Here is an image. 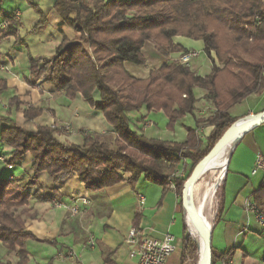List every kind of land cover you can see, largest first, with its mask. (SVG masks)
<instances>
[{"label": "trees", "instance_id": "trees-1", "mask_svg": "<svg viewBox=\"0 0 264 264\" xmlns=\"http://www.w3.org/2000/svg\"><path fill=\"white\" fill-rule=\"evenodd\" d=\"M31 6L39 16L31 27L35 31L46 22L47 14L36 4ZM50 9L77 37L72 41L62 38L52 57L29 54V74L36 77L45 73L46 81L69 97L80 93L103 113L113 139L110 142V136L92 132L80 144H64L55 138L53 127L43 125L28 131L11 115L22 110L29 120L41 110L22 106L25 103L17 95L7 99L0 117V143L11 152L3 160L4 167L18 165L29 156L31 172L23 185L13 176H0V244L16 253L15 264L26 263L25 242L35 238L25 226L27 219L36 217L28 200L52 199L38 188L30 191L38 174L45 172L56 185L76 173L85 189L97 190L129 173L130 183L141 176L162 187L172 181L180 198L194 166L238 119L230 116L228 109L249 94L264 90V0H53ZM17 22L14 12L0 11V23L5 24L0 27V38L15 34ZM176 36L202 41L211 64L208 74L200 75L170 59L150 69L144 78L126 68L125 64L145 65L142 48L146 42L163 56L186 52L174 42ZM7 88L6 80L0 78V93ZM195 88L204 91L203 98L213 109L207 116L194 118V127H186L182 141L147 137L128 116L141 108L161 110L167 117V128L173 129L185 115H193L198 101ZM94 91L99 93L98 100L93 98ZM200 125L212 126L204 139L197 135ZM180 169L185 176H174ZM258 190L263 191L264 185ZM182 236L180 264L195 249L184 222ZM232 252L233 248L220 255L212 251V264Z\"/></svg>", "mask_w": 264, "mask_h": 264}, {"label": "crops", "instance_id": "crops-1", "mask_svg": "<svg viewBox=\"0 0 264 264\" xmlns=\"http://www.w3.org/2000/svg\"><path fill=\"white\" fill-rule=\"evenodd\" d=\"M20 1L30 5L32 3L31 0ZM43 1L46 13L36 5L48 15L52 12L50 7L53 0ZM18 7L12 4V0H3L0 4L1 13L14 12L18 19L15 34L0 38V78H4L8 86L0 93V117L4 115L7 99L17 95L25 103L22 106L41 110L29 120L25 119L22 110L11 115L16 124L28 131H34L36 127L43 125L53 127L55 138L64 144H80L83 137L92 132L113 136L112 127L103 113L91 107L80 93L69 97L63 91L55 90L53 85L46 81V75L33 77L29 74L28 55L34 58L46 56L32 54L21 39L22 11ZM49 36L50 40L54 39L52 35ZM174 42L187 50L203 51L201 40L176 36ZM56 45L55 43L53 47ZM42 46L39 45L38 49ZM178 52L163 56L151 42H146L142 48L146 58L143 68L130 64L125 66L133 75L144 78L148 68L158 67L169 59L173 60ZM194 58L197 56L191 58L188 63L190 69L200 75L208 74L210 62L204 59L191 65ZM194 92L198 101L193 115H185L175 123L173 129L167 128V117L161 110L146 111L141 108L128 113V116L138 128L142 122L149 123L144 130L147 137L182 141L186 136V127H194V118L207 116L213 109L211 103L203 98L202 89L195 88ZM93 98L99 99L97 91L93 92ZM263 111L264 90L261 94H249L228 109L230 116L235 118ZM141 117H144L143 120H140ZM66 125L68 130L65 129ZM211 129L212 126H198V137L204 139ZM10 152L9 147L0 143L2 160H5ZM257 156L264 158V122L247 130L233 149L219 188L218 211H215V214H218L214 217L213 224L211 220L209 228L212 251L215 255H220L233 248L232 254L228 256L233 264H261L264 257V233L253 214L245 211V203L249 200L255 202L264 213V190L258 192L260 186L264 185V170L252 172ZM2 160L0 159V176H13L18 183L30 179L29 156H25L20 164L7 169ZM178 171H182L183 176L184 171ZM128 176L129 173H124L123 179L111 186L87 190L76 173L70 174L56 185L51 183L45 172L38 174L36 183L39 189L51 195L52 199L28 200V207L36 217L25 222L26 229L35 237L25 242L28 253L25 264H136L137 259L129 256V245L126 242L128 230L132 226L155 238H162L166 233H170L174 236L176 247L182 250L183 236L175 237L179 232V222L183 225L175 186L172 188L168 182L162 187L143 176L130 183ZM34 187L30 188L31 192L36 189ZM139 195L144 196L143 203L138 201ZM74 197L89 199L90 203L83 213L71 215L66 209L54 205L56 201L68 202ZM89 236L94 238L93 248L86 244ZM70 252L74 255H70ZM16 261V253L8 252L0 244V263L15 264ZM215 264H222L221 260L218 259Z\"/></svg>", "mask_w": 264, "mask_h": 264}, {"label": "rangeland", "instance_id": "rangeland-1", "mask_svg": "<svg viewBox=\"0 0 264 264\" xmlns=\"http://www.w3.org/2000/svg\"><path fill=\"white\" fill-rule=\"evenodd\" d=\"M9 1V0H8ZM17 1V0H16ZM31 2L37 4L43 11L44 13H46V6L43 0H31ZM12 4H14V6H19L18 8L22 11V26L20 28V37L21 39L24 40L25 44L27 45V47L29 48L30 52L32 54H37L39 56H46V57H52L54 55V47L53 45L56 43L58 44L62 38H65V40L67 41H72L74 38H76V32L69 26H67L59 17L58 15L52 11L51 13H49L47 15V19L46 22L40 26L39 28H37V30L35 31H31L30 30V26L34 25L35 22L38 19V15L33 11V8L30 4H27L26 2H21L19 0V2H14V0H12ZM30 27V28H29ZM55 39L50 40L51 36ZM39 45H43L41 49H38ZM156 49V48H155ZM179 53V52H178ZM206 60V62H210L209 58L204 54L203 51H199V55L197 56V58H194L193 61H191V65H194L197 61H201V60ZM172 60V59H170ZM161 65V64H160ZM159 65V66H160ZM158 66V67H159ZM158 67L155 68H148V71L150 69H156ZM143 68V67H142ZM148 74V72H147ZM40 75H46L45 73L39 74L36 77L40 76ZM147 76V75H146ZM145 76V77H146ZM246 120V119H245ZM243 120V121H245ZM146 122V121H145ZM145 122H142L140 128L142 129L143 132H145ZM179 135H177L178 137ZM110 139H107V141H110L113 139V136L109 137ZM183 176H185V173L183 174ZM221 176V175H220ZM219 176V177H220ZM218 177V182L216 181L215 184V192L214 195L211 199V215H210V219L212 220V224H213V219L215 216V211L217 209V201H218V193H219V188H220V179ZM17 180V179H16ZM223 180V179H222ZM37 181V180H36ZM27 182V181H26ZM26 182H19L20 185H23ZM200 182L203 183V179L200 180ZM220 183V184H219ZM33 186H35L34 188H38L37 183H35L34 185L30 186V188ZM29 188V189H30ZM180 201V207H181V211H182V217H183V222L185 224V220H186V213H185V207L184 210L182 209L183 207V203H182V196L179 198ZM181 224L179 222V226H177V228H179V232L176 233L177 235H175V237L177 236H181L182 232H181ZM208 227V225H207ZM185 228H186V235L187 237H189L191 240H193V238L191 237V235L189 234V230L185 224ZM209 229V227H208ZM264 233V232H263ZM194 244H195V249L194 252L191 254H187V256H185V261L182 264H197L198 262V246L196 245L195 241L193 240ZM258 250V249H257ZM180 252L181 249L180 247H176V250L172 253V255L170 257H168L167 261L165 262V264H179L180 262ZM221 261H230L231 264V258L226 256V257H222L220 259ZM263 260L264 257L261 259V264H263Z\"/></svg>", "mask_w": 264, "mask_h": 264}, {"label": "built area", "instance_id": "built-area-1", "mask_svg": "<svg viewBox=\"0 0 264 264\" xmlns=\"http://www.w3.org/2000/svg\"><path fill=\"white\" fill-rule=\"evenodd\" d=\"M4 23H0V27H4ZM199 55L198 50H187L186 52L180 51L173 60L179 62L180 64L188 65L191 58ZM149 123H145L144 128L148 126ZM66 125L65 129L68 130ZM2 160V158H0ZM3 161V160H2ZM12 166H8L11 168ZM258 169L264 170V158L257 156L255 161V166L252 172ZM174 176H182V171H176ZM13 178L12 176H8ZM170 186L173 188L174 183L169 181ZM138 201L140 203L144 202V196L139 195ZM90 203L89 199L86 197H74L68 202H54L56 207H61L66 209L71 215H78L85 211V207ZM245 211L247 213H252L255 221L260 225L262 232H264V213L258 207V205L253 201H246ZM126 242L129 245V256L137 259L136 264H165L168 257L176 250V244L174 242V236L170 233H166L162 238H155L147 235L142 229L132 226L129 228ZM86 244L89 248H93L95 242L93 236H89ZM70 255H74L70 252ZM222 264H231L229 261H221ZM264 264V260H263Z\"/></svg>", "mask_w": 264, "mask_h": 264}, {"label": "bare ground", "instance_id": "bare-ground-1", "mask_svg": "<svg viewBox=\"0 0 264 264\" xmlns=\"http://www.w3.org/2000/svg\"><path fill=\"white\" fill-rule=\"evenodd\" d=\"M245 120V119H244ZM251 118L241 121L232 133H225L224 137L216 148L210 153L208 163L210 167L204 171L195 181L190 183L184 195V205L186 213V226L196 245L198 246V262L204 264L206 247L203 241L204 235L210 236L211 225V199L215 192V184L220 176V183L225 172L226 155L233 144V140L251 125ZM219 177V178H220ZM203 179V183L200 180ZM219 183V184H220ZM196 212L197 219L191 215V210ZM208 225V227H207Z\"/></svg>", "mask_w": 264, "mask_h": 264}, {"label": "water", "instance_id": "water-1", "mask_svg": "<svg viewBox=\"0 0 264 264\" xmlns=\"http://www.w3.org/2000/svg\"><path fill=\"white\" fill-rule=\"evenodd\" d=\"M247 118H251L252 119V123L249 127H247L241 134V136H237L234 138L233 140V144L231 146V148L229 149L227 155H226V159H225V172H226V168H227V164H228V160L229 157L233 151V149L236 147V145L238 144L239 140L241 139V137L243 136V134L251 129L252 127H254L255 125L264 122V111L260 112V113H255V114H249L246 115L244 117L238 118L226 131L225 133H232L234 131V129L239 125V123ZM224 133V134H225ZM224 134L219 138V140L214 144V146L212 147V149L207 153V155L205 157H203L192 169L191 173L189 174V176L187 177V179L185 180V182L183 183V187H182V203L184 205V195L186 192V189L188 187V185L190 183H192L193 181H195L204 171H206L210 165L208 163V157L210 155V153L216 148V146L221 143ZM224 172V174H225ZM182 209L184 210V207H182ZM191 215L194 217V219H197L196 217V212L192 209L191 210ZM186 224V223H185ZM190 234V233H189ZM203 241L205 243V247H206V255H205V261L204 264H212V249H211V231H210V236L209 235H204Z\"/></svg>", "mask_w": 264, "mask_h": 264}]
</instances>
